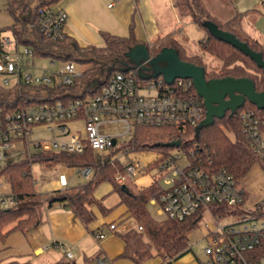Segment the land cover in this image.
Returning <instances> with one entry per match:
<instances>
[{"label":"trees","instance_id":"16d2710c","mask_svg":"<svg viewBox=\"0 0 264 264\" xmlns=\"http://www.w3.org/2000/svg\"><path fill=\"white\" fill-rule=\"evenodd\" d=\"M60 0H8L6 12L12 19V24L0 29V35L10 34L17 41V48L32 50L34 59L45 58L56 63L74 62L82 66L81 75L73 85H26L19 83L13 87H5L0 83V108L8 111L37 105H51L55 102L69 100H83L95 96L108 80L119 72H124L129 59L126 53L138 44L148 46L150 55L156 56L165 47L175 48L182 61L201 66L205 69L206 79H235L248 78L253 81L258 92L264 90V70L249 56L232 45L215 38L203 22L211 20L223 31L234 34L239 40L262 54L264 59V45L254 34L244 26L242 14H238L227 22L214 19L203 0H174L175 7L181 18L194 23L205 33L200 40V52L191 51L187 44L188 38H175L172 34L153 43L140 41L133 32L128 36H119L102 32L104 47L88 46L80 48L73 40L66 37L54 40L40 30V11L51 9ZM204 55L215 58L218 63L215 68L208 70ZM130 72L138 74L135 70ZM127 73V72H126ZM193 94L198 97L203 106V98L193 87ZM205 108V107H204ZM247 109L260 111L257 106L246 101L244 106L234 114L227 112L221 118L200 131L199 138H195V128L187 127L181 130L176 126L136 127L132 145L137 151H157L159 154L172 149L189 153L194 151L193 160L220 170H227L240 181L246 177L255 165L263 166L260 159L253 153L249 142L242 133L240 115ZM180 142L178 147L167 144ZM8 162L0 170L3 178L10 187V193L17 197L14 206L0 211V243L7 240L16 232L35 231L42 222L38 206L51 208L57 203L71 209L83 224L89 226L96 220L93 206L107 214L111 210L103 208L94 198L97 187L108 182L120 196V205H125L129 217L139 226L132 228L120 236L124 242V250L119 259H125L134 264H144L155 256L176 259L192 251L189 233L199 225L201 214L197 213L184 221L172 220L166 217L159 220L149 211L151 196L157 192L156 187L138 189L132 179L127 178L125 187L117 183L116 178L125 175V167L118 161L102 166L98 164L95 151L87 150L83 154L70 153H39L32 156L17 158ZM34 164L54 167L63 164L67 167H90L94 171L86 185L66 190H55L39 194L35 188V178L32 174ZM149 169H146V171ZM225 217L230 214L224 208L215 210ZM102 258V254H95L85 259L83 264H94ZM3 264H33L30 261H10ZM54 264H78L66 255Z\"/></svg>","mask_w":264,"mask_h":264},{"label":"built area","instance_id":"2783aa9c","mask_svg":"<svg viewBox=\"0 0 264 264\" xmlns=\"http://www.w3.org/2000/svg\"><path fill=\"white\" fill-rule=\"evenodd\" d=\"M65 11L46 9L40 11V30L54 40L67 36ZM32 50L17 48V41L8 33L0 35V74L5 76L4 86L73 85L81 73L74 62H65L54 68L35 69ZM190 79H176L167 84L163 77L143 80L133 72L113 75L101 90L86 101L59 100L51 105H37L5 111L0 108V163L39 153L83 154L95 151L105 163L122 160L125 175L116 181L124 185L143 169L138 152L131 150L138 125L149 127L176 126L181 130L196 128L206 117V109L192 89ZM260 110V109H259ZM84 119V136L73 132L69 122ZM242 133L253 153L260 159L264 170V110L247 109L240 115ZM37 127L52 133L49 139L35 138ZM119 129L120 131H118ZM120 154L116 148H122ZM194 151L172 149L156 153L151 162L154 168L153 185L157 192L151 203L158 206L161 215L184 221L193 215L208 213L221 220L232 218L230 223L208 227L203 248L207 255L205 264H264V201L245 207V191L233 174L223 169L204 166L193 158ZM104 165V163H103ZM88 178L91 168L82 169ZM17 197L4 192L0 182V211L14 206ZM224 208L226 217L215 210ZM236 217L237 219L233 218ZM239 226V228H237ZM116 225H110L115 230ZM143 228L139 226V230ZM97 240L106 237L103 230L95 233ZM68 259H73L71 249L58 245ZM94 264H112L110 260H97Z\"/></svg>","mask_w":264,"mask_h":264},{"label":"crops","instance_id":"0c3cea01","mask_svg":"<svg viewBox=\"0 0 264 264\" xmlns=\"http://www.w3.org/2000/svg\"><path fill=\"white\" fill-rule=\"evenodd\" d=\"M231 3H233L232 0ZM261 3L264 5V0ZM51 9L67 13L68 21L65 34L80 48L104 47L102 32L119 36H128L133 32L140 41L149 44L171 34L175 38L188 37L186 30L190 24H194L188 19L181 18L174 0H60L52 5ZM236 13L239 14V11L236 10ZM200 33L202 40L205 33L203 31ZM44 59H34V64L35 61ZM49 61L47 67L54 64V68H58L64 64L56 63L53 60ZM76 67L81 73L82 69L79 68V65L76 64ZM68 124L73 132L84 136L83 118H77ZM42 132L48 131L44 127H37L34 135ZM130 148L143 155L147 152L154 153H152L154 157H150L151 160L142 164L143 169L137 174L139 177L132 180L138 189L154 186V168L151 162L156 158L158 152L137 151L132 143ZM95 157L101 158L96 152ZM106 164L110 163L104 165ZM50 169L55 171L57 178L47 179L42 190L37 192L39 194L82 187L94 175V171L91 169V176L87 178L82 172L83 168L67 167L63 164ZM146 169L149 170L146 171ZM94 198L103 208L111 211L105 214L97 205L93 206L96 220L89 226L83 224L71 209L61 203H57L51 208L41 205V225L35 231L16 232L11 235L3 244L2 251L6 255L2 262L30 261L33 264H54L61 260L65 254L58 246L62 244L65 248L71 249L72 260L78 264H83L86 258L99 253L102 254V258L110 260L112 264H134L129 260L118 258L124 250V242L120 235L138 227L139 224L129 217L126 206L120 205V196L114 192L112 184L101 183L94 192ZM150 205L157 206L151 203V199ZM158 214H160L159 211ZM112 224L116 225L115 230H110ZM98 230H103L106 233V237L100 241L95 237ZM144 264H205V262L190 251L176 259L155 256Z\"/></svg>","mask_w":264,"mask_h":264},{"label":"water","instance_id":"95a60500","mask_svg":"<svg viewBox=\"0 0 264 264\" xmlns=\"http://www.w3.org/2000/svg\"><path fill=\"white\" fill-rule=\"evenodd\" d=\"M203 26L215 38L237 48L264 70V59L261 53L252 50L247 43L239 40L234 34L223 31L211 20L204 21ZM126 56L129 63L123 71L135 70L138 77L143 80L163 77L167 84H172L176 79L192 80L198 95L203 98L206 109L205 119L195 128L196 139L199 138L200 131L212 125L216 118H223L227 112L234 114L244 106L246 101L264 110V90L256 91L252 80L232 77L207 80L205 69L182 61L175 48L165 47L159 54L152 57L148 46L141 43L132 47ZM167 145L171 148L178 147L180 142Z\"/></svg>","mask_w":264,"mask_h":264},{"label":"rangeland","instance_id":"374dc122","mask_svg":"<svg viewBox=\"0 0 264 264\" xmlns=\"http://www.w3.org/2000/svg\"><path fill=\"white\" fill-rule=\"evenodd\" d=\"M8 0H0V29L8 27L12 24V19L10 15L6 12V8L8 5ZM206 4L207 8L211 16L217 21L227 22L238 15L236 10L239 11V14L243 15L244 18V26L254 34V38L258 40L261 44L264 45V5L261 3L262 0H203ZM201 31L194 24H190L186 30L187 38H188V48L194 52H200V40H201ZM204 61L207 64L208 70H212L217 66L218 61L215 58L210 57L209 55H204ZM50 61L48 59L35 61V69L32 70L34 74H40L41 68H45L48 66ZM80 69H83L82 66H79ZM6 77L0 74V82L3 83ZM12 87L13 82L8 84ZM4 86V85H3ZM120 131L119 129H117ZM35 138L49 139L52 137V133L42 132L40 134H35ZM122 148H116L115 153L120 154L119 151H122ZM146 153V154H137L138 158H140L142 164H146L150 157H154V153ZM33 154H39V151L33 149ZM18 159H12L11 161H16ZM98 164L103 165L109 158L106 157L105 160L97 159ZM122 162V160H121ZM8 162L0 163V170L7 164ZM108 163V162H107ZM32 174L35 178V188L37 192H40L44 185L46 184L47 179H55L57 175L55 171L51 170L48 167L42 166L40 164H34L32 167ZM139 176L136 175L132 180H136ZM0 182L4 185V192L10 193V187L3 178H0ZM239 185L244 189L245 195V207H253L254 205L264 201V170L260 165H255L249 174L242 178L239 181ZM110 201V200H109ZM40 207L38 206V210L40 212ZM149 211L153 217L159 218V220H165L166 216L158 214V207L149 205ZM114 216V215H112ZM111 216V217H112ZM237 219L236 217H233ZM232 218H224L221 220H216L212 218L208 213H204V217L201 218L199 225L195 227L189 233V241L192 247V252L197 254L203 262L207 261V255L204 254L203 248L206 245L205 234L208 227H217L219 223L227 224L230 223ZM239 228V226H237ZM4 243H0V264H3L2 259L6 255L4 251H2Z\"/></svg>","mask_w":264,"mask_h":264}]
</instances>
